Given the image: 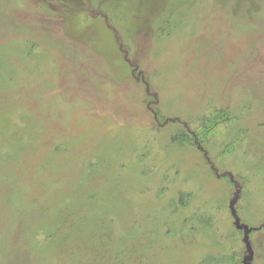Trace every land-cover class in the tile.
<instances>
[{
  "label": "rangeland",
  "instance_id": "obj_1",
  "mask_svg": "<svg viewBox=\"0 0 264 264\" xmlns=\"http://www.w3.org/2000/svg\"><path fill=\"white\" fill-rule=\"evenodd\" d=\"M0 264H264V0H0Z\"/></svg>",
  "mask_w": 264,
  "mask_h": 264
},
{
  "label": "bare ground",
  "instance_id": "obj_2",
  "mask_svg": "<svg viewBox=\"0 0 264 264\" xmlns=\"http://www.w3.org/2000/svg\"><path fill=\"white\" fill-rule=\"evenodd\" d=\"M152 3V2H151ZM96 25H98V24H96ZM101 29H102V27H100ZM160 37H157V39H159ZM111 44H112V46H114V44H113V41L111 42Z\"/></svg>",
  "mask_w": 264,
  "mask_h": 264
},
{
  "label": "trees",
  "instance_id": "obj_3",
  "mask_svg": "<svg viewBox=\"0 0 264 264\" xmlns=\"http://www.w3.org/2000/svg\"><path fill=\"white\" fill-rule=\"evenodd\" d=\"M129 67H131V68L134 70V68H133L132 66L129 65ZM133 70H132V71H133Z\"/></svg>",
  "mask_w": 264,
  "mask_h": 264
}]
</instances>
